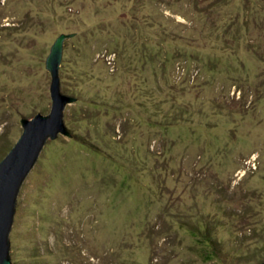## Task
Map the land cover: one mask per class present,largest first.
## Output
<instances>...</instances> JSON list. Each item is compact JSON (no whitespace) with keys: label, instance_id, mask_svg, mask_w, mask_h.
<instances>
[{"label":"rangeland","instance_id":"rangeland-1","mask_svg":"<svg viewBox=\"0 0 264 264\" xmlns=\"http://www.w3.org/2000/svg\"><path fill=\"white\" fill-rule=\"evenodd\" d=\"M68 33L14 264L264 263V0H0V162Z\"/></svg>","mask_w":264,"mask_h":264},{"label":"water","instance_id":"water-1","mask_svg":"<svg viewBox=\"0 0 264 264\" xmlns=\"http://www.w3.org/2000/svg\"><path fill=\"white\" fill-rule=\"evenodd\" d=\"M69 38L70 33L58 37L46 61L52 77L50 113L22 119L20 139L0 162V264H14L23 183L42 160L48 141L79 134V127L64 122L67 106L77 101L63 87Z\"/></svg>","mask_w":264,"mask_h":264}]
</instances>
